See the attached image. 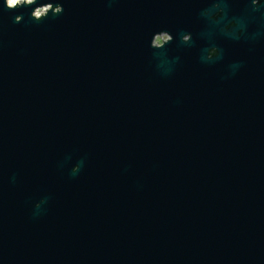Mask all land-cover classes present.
<instances>
[{"label":"water","instance_id":"1","mask_svg":"<svg viewBox=\"0 0 264 264\" xmlns=\"http://www.w3.org/2000/svg\"><path fill=\"white\" fill-rule=\"evenodd\" d=\"M0 264H264V0H0Z\"/></svg>","mask_w":264,"mask_h":264},{"label":"bare ground","instance_id":"2","mask_svg":"<svg viewBox=\"0 0 264 264\" xmlns=\"http://www.w3.org/2000/svg\"><path fill=\"white\" fill-rule=\"evenodd\" d=\"M18 0H7L9 5H13L17 2Z\"/></svg>","mask_w":264,"mask_h":264}]
</instances>
